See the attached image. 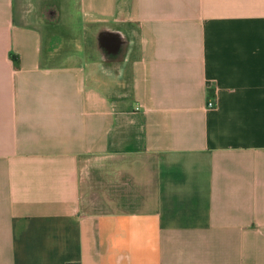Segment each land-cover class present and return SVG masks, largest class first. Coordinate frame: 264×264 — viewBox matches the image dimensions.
Returning <instances> with one entry per match:
<instances>
[{
  "label": "crops",
  "instance_id": "0c3cea01",
  "mask_svg": "<svg viewBox=\"0 0 264 264\" xmlns=\"http://www.w3.org/2000/svg\"><path fill=\"white\" fill-rule=\"evenodd\" d=\"M0 264H264V0H0Z\"/></svg>",
  "mask_w": 264,
  "mask_h": 264
},
{
  "label": "built area",
  "instance_id": "2783aa9c",
  "mask_svg": "<svg viewBox=\"0 0 264 264\" xmlns=\"http://www.w3.org/2000/svg\"><path fill=\"white\" fill-rule=\"evenodd\" d=\"M208 108H213L215 106L213 101H209L207 104Z\"/></svg>",
  "mask_w": 264,
  "mask_h": 264
}]
</instances>
